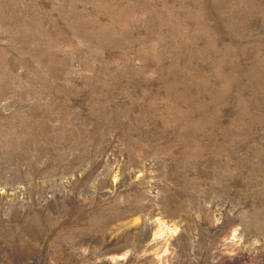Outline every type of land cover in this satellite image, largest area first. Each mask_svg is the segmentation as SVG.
I'll use <instances>...</instances> for the list:
<instances>
[{
  "label": "rangeland",
  "instance_id": "obj_1",
  "mask_svg": "<svg viewBox=\"0 0 264 264\" xmlns=\"http://www.w3.org/2000/svg\"><path fill=\"white\" fill-rule=\"evenodd\" d=\"M0 264H264V0H0Z\"/></svg>",
  "mask_w": 264,
  "mask_h": 264
}]
</instances>
